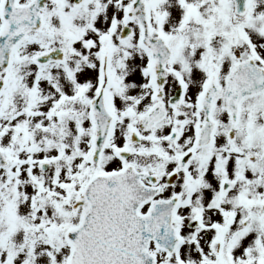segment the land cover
<instances>
[{"label":"snow or ice","instance_id":"1","mask_svg":"<svg viewBox=\"0 0 264 264\" xmlns=\"http://www.w3.org/2000/svg\"><path fill=\"white\" fill-rule=\"evenodd\" d=\"M0 264H264V0H0Z\"/></svg>","mask_w":264,"mask_h":264}]
</instances>
